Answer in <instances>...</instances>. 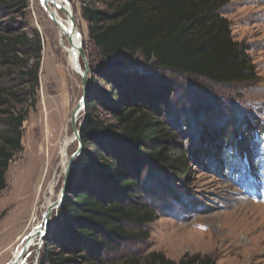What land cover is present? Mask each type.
<instances>
[{"label":"trees","instance_id":"1","mask_svg":"<svg viewBox=\"0 0 264 264\" xmlns=\"http://www.w3.org/2000/svg\"><path fill=\"white\" fill-rule=\"evenodd\" d=\"M95 1L103 8L90 0L82 6L96 54L89 59L85 108L78 125L79 177L68 179L37 264H215L211 256L199 253L172 260L156 251L121 252L124 244L148 239L143 226L155 219L159 209L157 203L139 202L145 190L141 165H154L159 172L184 179L192 163L207 161L242 191L261 193L264 199V123L242 122L247 137L231 128L221 130L222 138L216 132L215 150L208 149L204 140L196 148L182 146L178 141L185 134L173 122L163 121L151 102L130 88L144 70L222 85L255 80L246 49L234 40L230 22L220 11L230 0ZM9 4L27 6L22 0ZM40 52V39L33 42L26 32L0 35V78L6 77L5 64L15 65L29 100L38 88ZM97 90L105 95L111 120L98 112ZM10 93L0 87V107L7 105ZM8 110H0L5 123L0 133V191L6 187L9 160L22 149L26 116L24 111ZM127 225L139 229L132 231Z\"/></svg>","mask_w":264,"mask_h":264},{"label":"rangeland","instance_id":"2","mask_svg":"<svg viewBox=\"0 0 264 264\" xmlns=\"http://www.w3.org/2000/svg\"><path fill=\"white\" fill-rule=\"evenodd\" d=\"M22 1L27 4L24 9L9 4V2L14 3V0H0L2 5L8 3L7 6L0 5V35L26 32L33 42L36 41V37L39 38L41 56L38 88L32 100L23 94L24 86L17 78L18 68L15 65L5 64L2 70L6 77L0 78V87L3 86L12 92L10 93L12 95H7V105L0 107V110L24 111L26 114L21 126L22 149L9 160L5 172L6 187L0 191V264H9L13 258L11 248H8L14 242L13 238L24 232L25 236L29 234L28 225L30 224L31 228L38 219L42 218V214L36 212L31 216L34 211L33 206L25 214L26 216L15 215L14 206L8 202V199L11 198L14 185V171L25 159L29 131L34 123L33 118L44 110L43 93L49 103L48 113H44V118L49 117L54 121L56 116H53L51 106L56 99L60 96L66 97L71 113L82 95L81 77L69 68L65 56L60 58L57 53L50 52H46L48 56L44 55L45 46L51 37L50 30L46 31L44 27H51V24L40 1ZM66 1L83 37L82 50L89 62V59L96 54L95 47L89 40V24L82 17V6L89 0ZM90 2L98 9L103 8L102 4L95 0ZM220 11L230 22L234 40L241 42L246 49L254 67L255 80L249 83L222 85L164 70H144L138 73L142 77L130 88L133 89L132 93L151 102L163 121L173 122L174 128L185 134V138L178 141L182 146L189 145L196 148L200 146V141L204 140L208 149L215 150L218 145L216 132L221 134L220 138H222L224 133L221 130L231 128L234 133L247 137L242 122L264 123V0H230ZM57 42L55 40L58 45ZM59 49L62 50L61 47ZM21 53L25 54L23 51ZM49 58H54L52 66ZM32 62L33 59L30 58L28 64L31 65ZM80 63L83 69V58ZM57 65L61 66V69ZM59 70L61 72H58ZM136 70L141 71L139 68ZM97 94L100 97L98 104L100 116L111 120L112 115L104 105L105 95L99 90ZM83 114L84 111L77 119V126ZM3 118L0 113V133L4 129ZM70 126L72 127L71 119ZM70 148V155H73L77 149V140ZM79 157L74 160L68 179L72 176L79 177V164L75 167ZM206 162L199 165L192 163L184 179H178L167 172H159L154 165L148 166L147 163L141 165V183L143 187L145 186V190L139 202L157 203L159 209L155 219L143 226V229L149 233L148 239L131 245L124 244L121 252L128 249L134 253L144 254L156 251L172 260H178L184 253H199L211 256L215 264H264V199H261V193L253 195L242 191L236 183L229 181L222 170L215 169ZM47 169H49L48 162L45 165V175ZM52 176H55L54 192L57 194L61 190L64 173L56 170ZM41 199L36 201L37 204L40 202L35 206L36 210L43 204ZM20 212L22 214V210ZM55 214L56 210L50 214L52 223ZM11 221L15 223L10 236H7L5 225ZM127 228L132 231L139 229L131 225H127ZM191 233L203 238L204 247H182L178 243V239H181L180 235L188 236ZM8 237L10 241H7ZM37 242L35 240L30 243L27 250L23 251L21 257L25 260V264H35V258L38 261L42 245L38 246Z\"/></svg>","mask_w":264,"mask_h":264},{"label":"bare ground","instance_id":"3","mask_svg":"<svg viewBox=\"0 0 264 264\" xmlns=\"http://www.w3.org/2000/svg\"><path fill=\"white\" fill-rule=\"evenodd\" d=\"M39 1L51 24V27H44V30H50L51 35L47 46H45L44 55L48 56L46 52L57 53L60 58L64 55L69 68L81 77L83 69L80 63L82 58L80 50L83 49V37L74 21L68 2L66 0ZM55 40L56 42L58 41V45L55 43ZM59 47H61L62 50H60ZM52 60L54 61V58L50 59L51 66ZM57 66L61 69V66ZM55 72H57L56 69ZM58 72H61V70ZM42 97L44 110L43 113L38 112L33 118L34 123L29 131L25 159L14 171V185L11 190V198L8 199V202L14 206L13 212L15 215L20 214L19 216H26L25 214H27L29 209L33 206L34 211L31 216H34L36 212L42 214V218L41 220L38 219L36 224L31 228L30 224L28 225V229H30L29 234L27 233L25 236L24 232L17 234L15 238H13L14 242L8 247L11 248V255H13L9 264H25V260L21 257L23 251H25V247L27 246L28 248L30 243L39 240L37 232H41L44 228L45 216H50L54 210H57L58 206L53 207V204L59 199L61 192L60 190L57 194L54 192L55 180H53V178L55 176H52V174L56 170L61 171V173L65 172L71 158L70 147L77 140L73 128L70 126V119L73 111L71 113L69 111L70 106L67 98H62V96H60L59 99L54 101L52 106L50 105L52 107L53 116H56L54 121V119L51 120L49 117H47V119L44 118V113H48L49 103L45 100L44 93ZM47 162L49 169H47L48 171L45 175V165ZM39 198H42L43 204L38 206L36 210L35 206L40 203L37 204L36 202L39 201ZM21 210L22 214L20 212ZM14 223V221H11L9 224L5 225V228L7 226L5 232L7 236H10V231L13 230L12 227ZM28 229L26 231H28ZM4 237L6 238V236ZM179 237H181V239ZM179 237L178 243L181 244L182 247H204L205 242L203 238H200L195 233H191L188 236L180 235ZM7 241H10L9 237Z\"/></svg>","mask_w":264,"mask_h":264},{"label":"water","instance_id":"4","mask_svg":"<svg viewBox=\"0 0 264 264\" xmlns=\"http://www.w3.org/2000/svg\"><path fill=\"white\" fill-rule=\"evenodd\" d=\"M80 53L82 55L83 58V71L81 74V82H82V95L81 98L79 100V102L76 104L72 116H71V124H72V128H73V132L75 134V138L77 139V149L75 151V153L73 155H71V158L68 162V165L65 169L64 172V180H63V184L60 190V197L59 199L54 202L53 207H59L64 195H65V190H66V186H67V182H68V176H69V172L71 167L74 165V160H76V158H78L81 154V150H82V143H81V138L79 135V130H78V126H76V121L78 119V117L81 115L82 111H84L85 108V96H86V91H87V86H88V78H89V69H88V59L85 57L83 50H80ZM51 218L49 215L45 216V221H44V228L41 230V232H37L39 240V246L42 245L43 243V239L45 234L47 233V231L49 230L50 226H51ZM28 238V237H27ZM25 250H27V246L25 247ZM38 255V252L36 254V256ZM35 264H37L36 258H35Z\"/></svg>","mask_w":264,"mask_h":264}]
</instances>
